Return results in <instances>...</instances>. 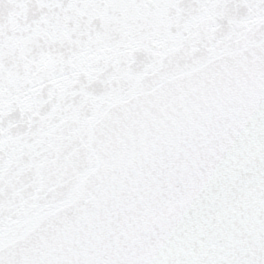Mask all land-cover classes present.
I'll return each mask as SVG.
<instances>
[{"label": "snow or ice", "instance_id": "1", "mask_svg": "<svg viewBox=\"0 0 264 264\" xmlns=\"http://www.w3.org/2000/svg\"><path fill=\"white\" fill-rule=\"evenodd\" d=\"M0 264H264V0H0Z\"/></svg>", "mask_w": 264, "mask_h": 264}]
</instances>
